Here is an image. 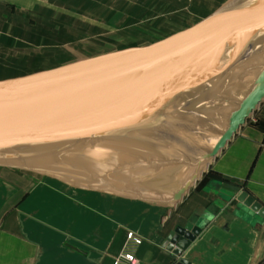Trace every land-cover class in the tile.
<instances>
[{
	"label": "crops",
	"instance_id": "1",
	"mask_svg": "<svg viewBox=\"0 0 264 264\" xmlns=\"http://www.w3.org/2000/svg\"><path fill=\"white\" fill-rule=\"evenodd\" d=\"M226 1L136 6L147 14L142 22L153 15L177 24L153 36L161 40ZM136 11L132 0H0V80L109 54L119 16L126 24ZM89 159L97 163V153ZM85 181L0 163V264H127L130 256L139 264H264V214L239 199L247 191L264 207V99L180 199L140 198ZM188 222L201 229L177 254L167 238Z\"/></svg>",
	"mask_w": 264,
	"mask_h": 264
},
{
	"label": "water",
	"instance_id": "2",
	"mask_svg": "<svg viewBox=\"0 0 264 264\" xmlns=\"http://www.w3.org/2000/svg\"><path fill=\"white\" fill-rule=\"evenodd\" d=\"M262 40L264 0H227L194 25L145 47L0 80V163L77 185H86L88 177L97 178V185L125 195L180 199L264 99V50L257 48ZM228 73L227 89L252 79L243 97L226 95L231 104L222 108L225 124L211 131L213 134L208 132L216 140L206 137L213 127L205 120L200 136H205L209 146L194 151V156H184L180 163L173 162L160 182L151 183L104 162L85 159V164L99 165L95 176L78 161L96 153L106 154L101 155L106 161L114 159L117 153L108 155L116 152L110 142L121 143L130 132H134L131 139L135 141L169 130L173 143L175 130L190 115V107L177 104ZM212 88H207V93ZM85 97L91 107L74 115L67 113V104ZM143 119V125L131 127ZM105 172L117 179H109ZM239 199L264 214L262 204L247 191H242ZM200 229L191 222L178 226L166 245L180 254ZM176 264L190 263L182 258Z\"/></svg>",
	"mask_w": 264,
	"mask_h": 264
},
{
	"label": "rangeland",
	"instance_id": "3",
	"mask_svg": "<svg viewBox=\"0 0 264 264\" xmlns=\"http://www.w3.org/2000/svg\"><path fill=\"white\" fill-rule=\"evenodd\" d=\"M132 2H133V10L137 9L134 15V20L131 22H127L126 24H123L120 22L121 18L119 16V24H117V28L115 30V32H117L118 34V38L116 40L117 43L113 45L110 50H108L109 54L145 47L147 45L152 44L153 42L159 41L158 39L153 38L154 35H161L163 33L168 34L170 31H173V28L174 29L177 28V24L175 23L172 24L171 22L166 21V19H171L170 16L156 17L151 15L149 16V22H142L143 20H145L147 14L145 13H144L145 15L142 14V9H141L142 6L139 5V8L136 6V4L141 3L142 0H132ZM155 3L156 0H150V6H149L150 10L156 7ZM122 6L123 5H121L120 7ZM140 14L144 16L140 18L139 16ZM98 25L99 26L106 25L108 28L110 27V25L116 26L115 24H111V23L97 24V26ZM111 35H113V33ZM81 57H84V55L78 56V58ZM75 58L76 57H70L69 60H74ZM15 72L18 71H13V73ZM251 75H253L252 72ZM204 87L205 86H202V88L199 89L198 91H201ZM93 108L94 107H92V109ZM191 121H193V123L188 124L186 121L182 127H178V129L175 130L174 133L175 140H173V143H171L169 130L167 131L165 130L167 134H165L163 137L160 138L157 137L160 135L162 136L166 132L163 133L161 132L160 135L158 134L153 136H147V135L143 136L144 138L135 139L136 141L135 144H137V146L140 145L139 147L141 148L145 147V150H143L145 152L143 153L145 154L144 157L141 154L142 151L135 152L134 153L135 157L131 156L136 158L135 160H131L133 158L128 157L129 155H127L126 153H119L118 155H116V157L118 158L114 160L111 159V162H108L106 166H109L110 168H114L115 164L117 163L120 169H124L125 171L132 172L133 175H135V177H139L147 181L157 180L153 178L157 177V175H159L161 172H165L163 176L158 179V181L165 179L167 176V171H166L167 168L169 166L171 167L173 162H176V164L180 163L184 158V156L185 157L188 156V154L187 155L177 154L172 157L171 156L172 153H170L171 149L168 150V145L173 146L172 148H181L182 146H183L182 148H186L195 144L194 145L196 147L195 151L199 150V152L202 151L205 148V146L206 147L209 146V144L205 140L199 146L196 145V140H194V138L196 139L197 132L194 131L198 128L199 125L198 123L195 122L196 120H191ZM143 123H144V119L142 121L136 122L131 127H140L141 125H143ZM203 139H205V136ZM173 144L175 145V147ZM181 144L183 145L180 146ZM147 150H149V152H147ZM190 152H191L189 154L190 156H194V154L196 153L193 150H190ZM127 158H130L131 161H128ZM176 164L174 163L175 166Z\"/></svg>",
	"mask_w": 264,
	"mask_h": 264
},
{
	"label": "bare ground",
	"instance_id": "4",
	"mask_svg": "<svg viewBox=\"0 0 264 264\" xmlns=\"http://www.w3.org/2000/svg\"><path fill=\"white\" fill-rule=\"evenodd\" d=\"M257 48L264 50V40H262L261 42H259ZM230 73H228L227 75H224L223 77L219 78L218 81L215 79L212 82H208L206 83L205 86L201 91H197L195 92V94L197 93V95H194L192 97H187L186 99L182 100L179 105V103L177 104L180 107H185L186 109L189 108L190 110V115L187 117V123L191 124L193 123V121L191 120H196L195 122L198 123V128L194 131L197 132V137L195 140H197V145L199 146V144H201L204 141V136H200V133L202 132V125L203 122L206 120L208 122H210L211 126L213 127L210 131H207L205 133L206 137H213V141L216 140V136H212L211 134H213L214 132L211 131H215L218 127H223L224 126V114L222 112V108L224 106H227L231 103H228L227 101V96H231L233 98H242L247 87L250 85L251 80L248 81H241L237 84V86L235 88H229L227 89L226 87L229 86V82H230ZM222 86H225L224 89H222ZM212 89L209 90V92L207 93L206 89L207 88H211ZM219 88V89H218ZM218 89V90H215ZM225 90V92H224ZM206 91V92H205ZM203 92V93H202ZM223 93L224 97L220 95V93ZM82 95H84V91H81ZM76 94L70 96L71 98H73ZM86 95V94H85ZM82 99V98H81ZM69 101L68 99L65 101L67 102ZM58 103V102H57ZM62 104V103H61ZM91 102L89 100L85 99L84 100H77L74 102H71L69 104L66 105L65 110L67 111L68 114H75L77 112H82L85 111L86 109H88L89 107H91ZM50 109V108H48ZM60 112V110L58 111V113ZM53 113V115L58 114ZM57 116V115H56ZM53 118V117H52ZM61 120V118L57 117V118H53V120ZM64 120V119H63ZM63 120L59 121V122H63ZM194 122V123H195ZM210 132V133H208ZM134 132L129 133L128 135H125L126 138L122 139L121 143L120 142H110L112 144V148L116 149V152H112L109 153L108 155L110 157H112L113 153L115 155V153H117L116 155H118L119 153H126L127 155H129L128 157L133 158L131 160H135L136 158L134 153L135 152H141L142 156L144 157L145 153L143 150H145V147H139L137 146V144H135V141H133L131 138L132 134ZM160 135V134H159ZM157 138H160V136H158ZM183 143V142H180ZM174 145V144H173ZM183 144H181L180 146H182ZM195 145V144H194ZM194 145H191L189 147L186 148H172L173 146L168 145V150H170L171 156L173 157L174 155H187L189 156V154L191 153L190 150L195 151L196 147L193 148ZM185 146V145H184ZM175 147V145H174ZM167 148V147H166ZM85 151V149H84ZM92 151V150H90ZM147 152H149V150H147ZM85 153L87 154V151H85ZM133 154V155H132ZM95 154H90L89 156L81 157L78 159L79 162H83L84 164L81 165H87L89 168H92V165L90 164H85L86 161L84 162V160L88 159L90 157H93ZM101 155H106V154H101ZM101 155H97V163L99 160H105L103 158V156ZM121 155V154H120ZM106 156V157H109ZM134 156V157H131ZM141 156V157H142ZM142 157V158H143ZM118 157L115 156L114 159H117ZM130 158H127L128 161H131ZM113 159V160H114ZM107 160V159H106ZM121 160V159H120ZM111 159H108L107 162H110ZM101 162V161H99ZM88 163V162H87ZM85 167V166H84ZM97 167H99V165H97ZM98 170V169H97ZM119 171V170H118ZM163 176V173H160L159 175H157V177H154L153 179H157V180H151V183H156V182H160L158 181L159 178H161Z\"/></svg>",
	"mask_w": 264,
	"mask_h": 264
},
{
	"label": "built area",
	"instance_id": "5",
	"mask_svg": "<svg viewBox=\"0 0 264 264\" xmlns=\"http://www.w3.org/2000/svg\"><path fill=\"white\" fill-rule=\"evenodd\" d=\"M127 260V264H139V260L136 257L130 256Z\"/></svg>",
	"mask_w": 264,
	"mask_h": 264
}]
</instances>
